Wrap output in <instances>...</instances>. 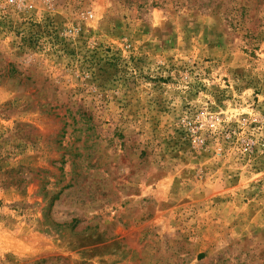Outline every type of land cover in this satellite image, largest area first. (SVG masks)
<instances>
[{"label": "rangeland", "instance_id": "1", "mask_svg": "<svg viewBox=\"0 0 264 264\" xmlns=\"http://www.w3.org/2000/svg\"><path fill=\"white\" fill-rule=\"evenodd\" d=\"M0 264H264V0H0Z\"/></svg>", "mask_w": 264, "mask_h": 264}]
</instances>
